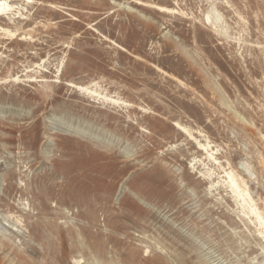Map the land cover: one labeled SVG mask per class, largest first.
I'll return each mask as SVG.
<instances>
[{
    "label": "rangeland",
    "instance_id": "1",
    "mask_svg": "<svg viewBox=\"0 0 264 264\" xmlns=\"http://www.w3.org/2000/svg\"><path fill=\"white\" fill-rule=\"evenodd\" d=\"M8 2L0 264H264V0Z\"/></svg>",
    "mask_w": 264,
    "mask_h": 264
},
{
    "label": "bare ground",
    "instance_id": "2",
    "mask_svg": "<svg viewBox=\"0 0 264 264\" xmlns=\"http://www.w3.org/2000/svg\"><path fill=\"white\" fill-rule=\"evenodd\" d=\"M14 8L13 5L10 4V2H8V0H0V17H4V15L8 14V12L12 11ZM47 88V87H46ZM84 89V88H82ZM45 92V91H44ZM84 92V91H83ZM85 93V92H84ZM108 101V100H107ZM112 101V100H110ZM117 101V100H116ZM115 101V102H116ZM113 102V103H115ZM120 102V101H119ZM112 103V102H111ZM174 125V124H173ZM176 128H178V130L182 133H184L185 135L187 134L188 136L191 135V133L189 132V130L185 127V126H182L180 125L179 123L176 124L175 126ZM192 136V135H191ZM198 142V141H197ZM197 144V143H196ZM198 148L201 150V151H204L205 154H207L209 156V158H212L213 157V153H211L209 151V146L208 145H205V144H202V143H198ZM227 178L229 179V181L233 184H235V181H234V176L233 175H230L227 173ZM231 184V185H233ZM246 192V191H245ZM248 194V193H247ZM247 198V197H246ZM243 201H245L246 203V199H243ZM256 208V207H255ZM257 209V208H256ZM253 211V210H252ZM257 211V210H256ZM256 215V214H255ZM257 223L259 224V226L264 230V219H262L263 217H261V215H257Z\"/></svg>",
    "mask_w": 264,
    "mask_h": 264
}]
</instances>
